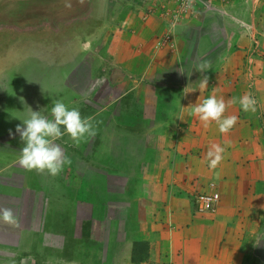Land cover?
<instances>
[{"label": "crops", "instance_id": "obj_1", "mask_svg": "<svg viewBox=\"0 0 264 264\" xmlns=\"http://www.w3.org/2000/svg\"><path fill=\"white\" fill-rule=\"evenodd\" d=\"M216 7L228 8L231 23L220 27L219 46L225 55L219 63H212L210 72H205L210 70L205 68L209 58L196 59V66L189 67L183 49L182 55L162 51L144 55L162 29L156 21L147 25L148 38L137 30V39L111 41L104 56L84 57L88 61L83 80L87 91L76 92L66 105L91 118L94 135L77 142L65 134L55 141L67 158L58 174L22 167L18 159L23 142L11 139L10 146L18 154L0 166V208H11L16 223L0 222V264H55V253L45 256L33 247L39 245L52 253L56 248L61 251L60 244L65 246L70 239L74 241L72 251L92 250L88 246L92 241L106 252L119 246L118 264L238 263L239 246L227 249L225 243L238 236L252 239L248 220L255 224L261 219L250 209L258 206L254 199H258L256 178L261 173L256 164L264 160V0H233L229 6L216 3ZM235 15L243 18L233 23ZM99 59L104 69L97 75L98 67L92 65ZM110 62L120 71L109 67ZM205 76L207 87L201 85ZM103 89L114 96L94 112L90 100L81 105L75 101L78 96L98 100L106 95ZM42 91L37 88L30 95L36 96L38 107L46 103L42 111L47 114L45 108L51 107L60 92L49 91V98ZM210 95L224 99V117H236L226 132H220L215 121L205 126L192 113L191 105ZM244 95L255 99L254 110L241 108L239 98ZM130 96L132 110L123 104ZM120 103L124 106H116ZM130 111L136 118L129 116ZM19 124L7 126L16 129ZM213 145L223 148L214 168L207 155ZM245 188L246 193H253L251 198H239ZM207 190L217 192L219 201L214 214L203 215L196 212L193 199L194 193ZM53 191L58 203L50 199ZM61 207L72 209L76 217L64 223L65 237H59V229L45 231L48 216L60 221L57 208ZM233 207L246 212L235 211L238 217L231 218ZM80 241H86L84 248L77 247ZM139 244L145 245L146 256L134 261L133 251ZM78 260L68 264H84Z\"/></svg>", "mask_w": 264, "mask_h": 264}, {"label": "rangeland", "instance_id": "obj_2", "mask_svg": "<svg viewBox=\"0 0 264 264\" xmlns=\"http://www.w3.org/2000/svg\"><path fill=\"white\" fill-rule=\"evenodd\" d=\"M174 2L175 0H0V166L4 165L8 157L18 154L16 147L10 146L11 139H14L13 143L21 142L19 134L7 124H18L19 119L22 120L29 114L28 108L33 111L41 110L46 104L38 107L35 102L36 96L30 95L31 90L36 91L37 88H41L45 95L52 98L50 92L58 89L60 94L57 99L66 104L76 92L87 91L83 80L88 61L84 57L95 54L98 57L104 56L105 53H109L107 51L111 41L116 42L123 38L137 39L138 33L134 32L137 30L144 31L145 38H148L147 25L151 22L156 21L161 25L162 31L157 32L158 35L152 46L147 43L151 49L145 48L144 55L150 54V51L182 55L183 49L185 55L189 57V67L196 66V59L205 57L209 58L205 68L210 67V70L206 69L205 72L213 70L212 63L215 60L219 63L225 55L224 48L219 46L222 42L220 27L231 23L229 12L226 13L228 8H216L215 10H221L217 12L220 16H211L207 13L208 11H203L204 15H199L200 12L198 15L187 17V15L175 14L172 10L175 7ZM241 18L243 16L235 15L232 22ZM241 26H243L242 23ZM194 27L199 29L192 30ZM170 35L172 38L166 43L165 37ZM184 43L191 44L182 48L181 44ZM99 63L100 59L92 65L93 68L98 67L97 75L103 71L101 69H104L103 64ZM108 66L114 71H120L118 67L114 68L113 62H110ZM86 72L88 73L87 69ZM103 94H106L105 89ZM111 94H106L98 100L97 98L95 100V96L93 98L78 96L75 97V101L81 105L90 100L88 105L94 112L98 105L114 96ZM44 98L48 97L44 96ZM31 99L33 101L30 104L28 102ZM123 104L129 106L130 110L134 109L131 96L126 98ZM123 104L116 106H124ZM82 112L85 114V111ZM134 114L130 111L129 116L136 118ZM128 118L125 117V119ZM97 119L101 121L103 117L98 114ZM92 143L95 145L96 142ZM256 165L261 173L256 178L260 183L256 186L258 199H254L258 202V206L251 208L250 211L257 212L261 215L258 218L261 217V219L255 224L248 220L249 224L246 225L255 237L250 239L238 236V238L230 239L229 243H225L227 249L239 246L237 264H264V206L261 205H264V160H259ZM210 188L212 190L214 186L210 185ZM247 190L238 194L239 198L247 196L251 198L253 193H246ZM62 194L66 198L67 193L63 191ZM195 194L200 192L194 193V196ZM49 196L56 202L59 200L55 191L52 195L49 192ZM81 196L82 193H80ZM64 202L66 203L67 200ZM215 210L216 207L205 214H214ZM231 210L233 213L229 215L231 218L238 217L234 214L235 211H239V214L246 212L244 208L233 207ZM57 211H61L60 221L57 220V216L55 218L48 216L45 221V231L56 232L59 229V237H65L64 223L76 217L70 208L61 207L57 208ZM256 228H258L257 231H255ZM45 234L47 233L45 232L44 236ZM31 242L35 244V241ZM84 242L86 241H80L77 247L84 248ZM66 243H64L65 246L63 243L60 244L61 251H58L60 248H56L51 253V251L43 250L39 245L33 247V251H44L45 256L55 253L54 257H58L55 264H68V261L76 258L84 264H118L120 260V248L117 245L113 248L115 251L106 252L101 251L96 241H92L88 244L92 250L89 248L84 251H72L73 239L66 240ZM139 245L133 251L134 259L146 256L145 245ZM222 248L225 251H231L223 246Z\"/></svg>", "mask_w": 264, "mask_h": 264}, {"label": "clouds", "instance_id": "obj_3", "mask_svg": "<svg viewBox=\"0 0 264 264\" xmlns=\"http://www.w3.org/2000/svg\"><path fill=\"white\" fill-rule=\"evenodd\" d=\"M195 15H198V13ZM170 38H172V35H170ZM200 71L204 70L201 69ZM201 85L207 87L206 76L201 79ZM232 102H236L235 98H233ZM239 103L244 111L254 110L255 99L251 95L240 97ZM191 106L193 115L204 122L205 126H207L208 122L215 121L220 132L228 131L236 122L235 116H223L226 104L222 97L217 98L215 95H210L199 104L195 103ZM45 109H47V114L42 111L44 109L33 111L28 108L29 114L27 117L22 120L19 119L21 124L17 125L15 131L19 134L23 146L19 150L18 163L25 169L46 170L50 175L54 176L67 163V158L63 155L60 145L55 143V141L67 134L71 139L78 142L86 135H94V128L90 117H82L78 108H70L62 100L52 101L51 107ZM213 149L209 150L207 155L211 158L209 166L214 168L221 160L220 154L223 152V148L213 145ZM196 196L193 200L197 213L205 214L210 212L198 211L195 202ZM0 222L9 225L16 223V218L11 208H0Z\"/></svg>", "mask_w": 264, "mask_h": 264}, {"label": "built area", "instance_id": "obj_4", "mask_svg": "<svg viewBox=\"0 0 264 264\" xmlns=\"http://www.w3.org/2000/svg\"><path fill=\"white\" fill-rule=\"evenodd\" d=\"M233 0H175V7L172 9L176 15H195L196 13L208 11L207 13H217L221 10L216 8V3L221 5H228L232 3ZM197 9H196V8ZM213 9V11H210ZM170 37H165V42L167 43ZM219 200L218 193H201L196 196L195 202L199 212L212 211Z\"/></svg>", "mask_w": 264, "mask_h": 264}, {"label": "trees", "instance_id": "obj_5", "mask_svg": "<svg viewBox=\"0 0 264 264\" xmlns=\"http://www.w3.org/2000/svg\"><path fill=\"white\" fill-rule=\"evenodd\" d=\"M144 246V245H143ZM134 261H140L141 259H143V258H141V259H139V258H136V259H134V258H132Z\"/></svg>", "mask_w": 264, "mask_h": 264}]
</instances>
